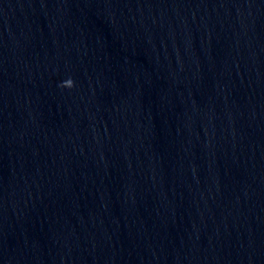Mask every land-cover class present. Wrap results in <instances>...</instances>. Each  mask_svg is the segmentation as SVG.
Listing matches in <instances>:
<instances>
[{
    "label": "clouds",
    "instance_id": "9594fccd",
    "mask_svg": "<svg viewBox=\"0 0 264 264\" xmlns=\"http://www.w3.org/2000/svg\"><path fill=\"white\" fill-rule=\"evenodd\" d=\"M61 87L71 88L73 87V81L68 79L61 84Z\"/></svg>",
    "mask_w": 264,
    "mask_h": 264
}]
</instances>
